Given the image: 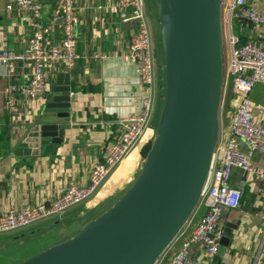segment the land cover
<instances>
[{"label":"crops","instance_id":"obj_1","mask_svg":"<svg viewBox=\"0 0 264 264\" xmlns=\"http://www.w3.org/2000/svg\"><path fill=\"white\" fill-rule=\"evenodd\" d=\"M40 2L42 22H52L56 0ZM146 4L154 31L158 23L154 1L146 0ZM76 7L80 18L77 25V50L82 58L73 68H69L66 63L50 65V89L47 94L24 101L20 113L15 117L5 108L3 90L10 82L19 84L27 81L31 67L21 61H14L7 68L0 65V216L11 209H21L29 204H48L72 182L79 185L88 184L93 165L103 159L106 145L121 130V120L139 111L141 88L138 86L135 66L121 57L137 31L135 22L122 18L117 0H76ZM60 23L61 20H58L59 28L54 33L57 40L61 38ZM31 35L30 16L12 2H0L1 47L23 52L27 49L26 40ZM155 40L158 48L156 37ZM103 54L106 58L102 60L100 56ZM159 55L158 49V108L163 98L164 78L163 58ZM60 72L70 74L72 110L71 122L64 127L62 142L42 146L36 153H15L13 146L17 138L40 111ZM227 87L228 85L224 86L220 108V136L224 137L230 132L237 101L233 91ZM250 97L260 105L255 109V121L264 126V84H257ZM153 127L154 120L145 135L94 197L70 209L61 217L31 228L43 226L42 233L47 236L63 232L62 237L55 241L58 243L73 236L85 222L111 206L128 189L140 171L144 150L154 135ZM20 146L22 149L27 148L25 143ZM240 147L247 150L244 142L240 141ZM252 163L257 166L264 165V153L254 154ZM230 184L241 190V199L238 207L225 209L221 217L222 229L227 224H236L237 229L234 230L230 246L220 264H264V226L261 222V214L264 212V184L255 174L239 168L233 170ZM206 208V201L202 199L188 223L162 255L159 264H164L172 258L190 239ZM28 230L1 234L11 237L10 241L0 238V246L8 244V252L14 248L18 249L24 243V237L15 241L12 239L21 235L22 231ZM73 231L76 232L72 234ZM42 233L39 234L43 236ZM189 255L207 264L215 263L214 257L208 256L205 246L201 243H192ZM14 261L9 264L15 263Z\"/></svg>","mask_w":264,"mask_h":264},{"label":"water","instance_id":"obj_2","mask_svg":"<svg viewBox=\"0 0 264 264\" xmlns=\"http://www.w3.org/2000/svg\"><path fill=\"white\" fill-rule=\"evenodd\" d=\"M164 100L140 171L128 189L77 233L17 264H156L199 206L220 137L225 54L220 0H154ZM70 74L60 72L15 153L60 144L71 122ZM27 144L22 149L20 144ZM236 224L223 229L220 264ZM35 227L22 233L35 235Z\"/></svg>","mask_w":264,"mask_h":264},{"label":"built area","instance_id":"obj_3","mask_svg":"<svg viewBox=\"0 0 264 264\" xmlns=\"http://www.w3.org/2000/svg\"><path fill=\"white\" fill-rule=\"evenodd\" d=\"M2 1L12 2L26 12L30 16L32 28L25 51H10L0 45V65L7 68L14 61H21L31 67L27 81L19 84L10 82L3 90L5 108L15 117L20 113L24 101L43 97L49 91L50 65L66 63L69 68H73L82 58L77 50V25L80 18L76 0H56L54 19L47 24L42 22L40 0ZM220 3L231 30L234 21L239 30L237 35L232 31L224 67V86L232 81L231 88L238 104L233 112L230 132L227 137H219L214 153L202 197L206 201V211L190 239L164 264H207L190 257L189 247L192 243L203 244L208 256H215L223 237L220 224L222 214L225 209L240 205L241 190L230 184L234 169L253 173L264 184V165L252 163L254 154L264 153V126L255 121V109L260 105L250 97L257 84H264V0H220ZM117 7L122 18L134 21L137 28L127 51L121 57L135 66L138 86L141 88L139 111L121 120V130L106 145L103 159L93 165L88 184L72 182L48 204L11 209L0 216V234L62 216L94 197L145 135L158 112V48L146 0H117ZM58 20H61V38L57 40L54 33L59 28ZM242 36L247 37L245 42L240 41ZM100 58L103 60L106 56L103 54ZM240 141L247 145V150L241 149ZM261 222L264 226V212L261 214ZM161 257L156 264H159Z\"/></svg>","mask_w":264,"mask_h":264},{"label":"rangeland","instance_id":"obj_4","mask_svg":"<svg viewBox=\"0 0 264 264\" xmlns=\"http://www.w3.org/2000/svg\"><path fill=\"white\" fill-rule=\"evenodd\" d=\"M154 1V0H153ZM155 8V6H154ZM225 16H226V13L223 12L222 13V35H223V47H224V54L225 56H227L228 52H229V48H230V41H231V38H232V31L234 32L235 35H237L239 33V30H238V27H237V23L234 21V24H233V30H231L229 24L226 22L225 20ZM155 18L158 20L157 18V13L155 14ZM153 35L156 37L157 39V42H158V49L160 50V57L161 59L163 58V55H162V49H161V43H160V27H159V24L157 23L156 25V28L155 30L153 31ZM163 77H164V67H163ZM163 82V86H162V100H161V105L159 107V110L163 104V100H164V85H165V79L163 78L162 80ZM232 81L230 82V84L228 85V89H231L232 90ZM233 91V90H232ZM234 94V92H233ZM235 96V95H234ZM238 102L236 101V104L234 105V108H236ZM159 112V111H158ZM157 112V113H158ZM156 113V115H157ZM156 117V116H155ZM154 120V119H153ZM152 120V121H153ZM150 147V145H149ZM30 205V204H29ZM27 205V206H29ZM33 205V204H32ZM10 211V210H9ZM8 211V212H9ZM7 212V213H8ZM58 217V216H57ZM61 217V216H60ZM56 218V217H55ZM54 219V218H53ZM53 219H50L51 221ZM50 220L46 221V222H49ZM42 223H45V222H42ZM38 224H41V223H38ZM37 224H33V225H30L28 226L27 228H25L26 230L29 229L31 230L32 228L31 227H34L36 226ZM31 228V229H30ZM24 229V230H25ZM23 233H25L24 231H22ZM20 232V233H22ZM27 232V231H26ZM43 232V231H42ZM41 232V233H42ZM76 231H73V233H75ZM13 233V231H12ZM20 233H17L20 234ZM61 233L63 232H56V233H52L51 235H48L45 234V233H42L44 234L43 236L39 233L35 234V235H26L24 237V243L22 245L19 246L18 249H14L11 250V251H7L6 248H9L8 244H6L5 246H0V263H3V262H7V264L13 262L15 259V263H12V264H17L19 262H22L24 261L25 259H27L28 257H31L39 252H41L42 250H44L45 248L48 247V245H51L53 243H56L61 237ZM66 233V232H65ZM64 233V234H65ZM77 233V232H76ZM70 234V233H69ZM10 235H7V236H4V235H1L0 234V238H4L3 240L6 239V241H10ZM16 237V236H15ZM16 239H12V241H15ZM50 241V242H49ZM56 241V242H55Z\"/></svg>","mask_w":264,"mask_h":264},{"label":"trees","instance_id":"obj_5","mask_svg":"<svg viewBox=\"0 0 264 264\" xmlns=\"http://www.w3.org/2000/svg\"><path fill=\"white\" fill-rule=\"evenodd\" d=\"M247 40V37H245V36H242V38H241V42H245ZM148 149H149V146H147L146 148H145V150H144V154H146L147 153V151H148ZM29 258V257H28Z\"/></svg>","mask_w":264,"mask_h":264},{"label":"bare ground","instance_id":"obj_6","mask_svg":"<svg viewBox=\"0 0 264 264\" xmlns=\"http://www.w3.org/2000/svg\"><path fill=\"white\" fill-rule=\"evenodd\" d=\"M164 86H165V85H164ZM46 94H47V93H46ZM155 116H156V115H155ZM155 116H154V118H155ZM154 118H153V119H154ZM153 119H152V120H153ZM151 123H152V121H151ZM150 126H151V125H150Z\"/></svg>","mask_w":264,"mask_h":264}]
</instances>
